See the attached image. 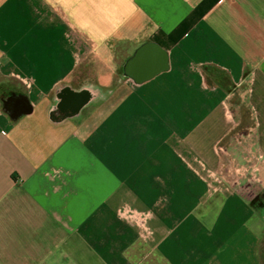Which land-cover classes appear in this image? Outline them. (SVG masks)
<instances>
[{
	"label": "crops",
	"instance_id": "crops-1",
	"mask_svg": "<svg viewBox=\"0 0 264 264\" xmlns=\"http://www.w3.org/2000/svg\"><path fill=\"white\" fill-rule=\"evenodd\" d=\"M0 264H264V0H0Z\"/></svg>",
	"mask_w": 264,
	"mask_h": 264
},
{
	"label": "water",
	"instance_id": "water-1",
	"mask_svg": "<svg viewBox=\"0 0 264 264\" xmlns=\"http://www.w3.org/2000/svg\"><path fill=\"white\" fill-rule=\"evenodd\" d=\"M150 49H156L158 50V47L153 45V44H148V45H142L138 50L136 51L135 55L131 58V60L126 64L124 73L127 75V77L133 79L137 83H144L151 79L154 75H158L162 71H165L166 68V63H167V58L166 55L158 50L159 54H156L155 57V65L154 66H145L147 70H149L148 75L144 77V74L142 72H139L137 70V67L135 65L141 60L142 56H145L146 53Z\"/></svg>",
	"mask_w": 264,
	"mask_h": 264
},
{
	"label": "built area",
	"instance_id": "built-area-1",
	"mask_svg": "<svg viewBox=\"0 0 264 264\" xmlns=\"http://www.w3.org/2000/svg\"><path fill=\"white\" fill-rule=\"evenodd\" d=\"M24 180L23 179H17L16 180V186L23 187Z\"/></svg>",
	"mask_w": 264,
	"mask_h": 264
},
{
	"label": "rangeland",
	"instance_id": "rangeland-1",
	"mask_svg": "<svg viewBox=\"0 0 264 264\" xmlns=\"http://www.w3.org/2000/svg\"><path fill=\"white\" fill-rule=\"evenodd\" d=\"M220 80H222V83H226V79L224 77H220Z\"/></svg>",
	"mask_w": 264,
	"mask_h": 264
}]
</instances>
